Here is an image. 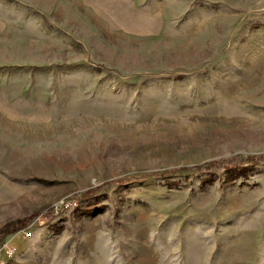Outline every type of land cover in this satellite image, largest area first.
<instances>
[{"label": "rangeland", "instance_id": "obj_1", "mask_svg": "<svg viewBox=\"0 0 264 264\" xmlns=\"http://www.w3.org/2000/svg\"><path fill=\"white\" fill-rule=\"evenodd\" d=\"M259 155L264 0H0V264H264Z\"/></svg>", "mask_w": 264, "mask_h": 264}, {"label": "trees", "instance_id": "obj_2", "mask_svg": "<svg viewBox=\"0 0 264 264\" xmlns=\"http://www.w3.org/2000/svg\"><path fill=\"white\" fill-rule=\"evenodd\" d=\"M254 158H256V159L261 158V159L264 160V155H259V156H256ZM126 182H129V181H122L120 183H123L124 184ZM89 194H91V193L90 192H87L85 195L87 196ZM75 198H78V195H76V196H74V197H72L70 199H75ZM27 223H28V219L17 220L15 222L9 224L8 230H17V229H20V228L22 229V228H24L27 225Z\"/></svg>", "mask_w": 264, "mask_h": 264}, {"label": "built area", "instance_id": "obj_3", "mask_svg": "<svg viewBox=\"0 0 264 264\" xmlns=\"http://www.w3.org/2000/svg\"><path fill=\"white\" fill-rule=\"evenodd\" d=\"M10 252L13 254L14 250H11Z\"/></svg>", "mask_w": 264, "mask_h": 264}]
</instances>
